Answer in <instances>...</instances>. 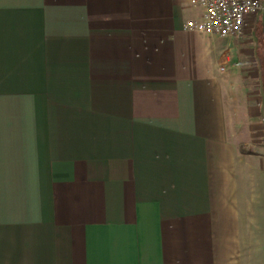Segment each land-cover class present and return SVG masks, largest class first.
Listing matches in <instances>:
<instances>
[{"label": "crops", "instance_id": "obj_1", "mask_svg": "<svg viewBox=\"0 0 264 264\" xmlns=\"http://www.w3.org/2000/svg\"><path fill=\"white\" fill-rule=\"evenodd\" d=\"M202 18L0 0V264H242L236 69L256 24L223 40L186 28Z\"/></svg>", "mask_w": 264, "mask_h": 264}, {"label": "rangeland", "instance_id": "obj_2", "mask_svg": "<svg viewBox=\"0 0 264 264\" xmlns=\"http://www.w3.org/2000/svg\"><path fill=\"white\" fill-rule=\"evenodd\" d=\"M256 26L251 27L252 43L245 66H239L238 76H242L240 85H247L248 90L238 93L243 122L233 124L234 136L238 143H243L250 154L245 156L246 166L243 174L242 219H241V262L242 264H264V121L262 113V87H264V10L253 18ZM246 70V71H244ZM254 70V75H251ZM249 73L248 75L245 74ZM248 76V77H244ZM251 86V87H250ZM253 88V89H252ZM253 92L259 98L249 99V116L246 119V94ZM264 95V91H263ZM252 102V103H250ZM252 104V105H251ZM255 106V107H252Z\"/></svg>", "mask_w": 264, "mask_h": 264}, {"label": "built area", "instance_id": "obj_3", "mask_svg": "<svg viewBox=\"0 0 264 264\" xmlns=\"http://www.w3.org/2000/svg\"><path fill=\"white\" fill-rule=\"evenodd\" d=\"M195 2L200 6L203 18L188 21L186 28L223 40L242 38L247 24L264 10V4L260 0H195Z\"/></svg>", "mask_w": 264, "mask_h": 264}, {"label": "trees", "instance_id": "obj_4", "mask_svg": "<svg viewBox=\"0 0 264 264\" xmlns=\"http://www.w3.org/2000/svg\"><path fill=\"white\" fill-rule=\"evenodd\" d=\"M263 88V91H264V87H262Z\"/></svg>", "mask_w": 264, "mask_h": 264}]
</instances>
